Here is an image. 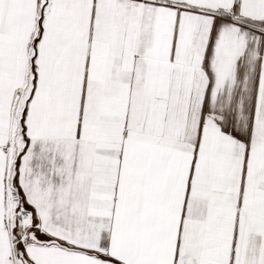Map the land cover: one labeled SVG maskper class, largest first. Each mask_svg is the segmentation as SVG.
<instances>
[{
	"label": "snow or ice",
	"instance_id": "snow-or-ice-1",
	"mask_svg": "<svg viewBox=\"0 0 264 264\" xmlns=\"http://www.w3.org/2000/svg\"><path fill=\"white\" fill-rule=\"evenodd\" d=\"M0 264H264V0H0Z\"/></svg>",
	"mask_w": 264,
	"mask_h": 264
}]
</instances>
